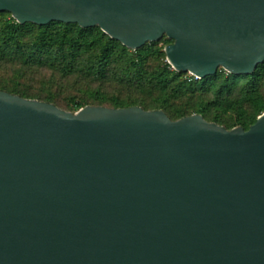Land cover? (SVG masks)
<instances>
[{
	"label": "water",
	"instance_id": "obj_1",
	"mask_svg": "<svg viewBox=\"0 0 264 264\" xmlns=\"http://www.w3.org/2000/svg\"><path fill=\"white\" fill-rule=\"evenodd\" d=\"M20 25L100 28L177 72L251 75L264 0H0ZM0 264H264V114L245 131L0 91Z\"/></svg>",
	"mask_w": 264,
	"mask_h": 264
},
{
	"label": "rangeland",
	"instance_id": "obj_2",
	"mask_svg": "<svg viewBox=\"0 0 264 264\" xmlns=\"http://www.w3.org/2000/svg\"><path fill=\"white\" fill-rule=\"evenodd\" d=\"M11 18L10 13H0V30L4 22ZM37 31L36 27L25 30L18 37L19 45H28ZM98 34L80 35L74 28L67 30L63 40L60 39L62 34H57L55 41L62 40L66 47L73 39L81 37V50L68 69H62L64 63L58 56L41 64L28 61L25 55H6L0 51V89L28 100L52 104L70 113L78 112L77 105L80 110L86 107L114 109L115 103L119 102L124 107L134 105L147 111H162L172 120L183 114L189 117L199 115L205 121L227 130L246 128L262 114L264 70L258 86L262 105H253L245 100L247 80L241 77L243 75H235L238 79L232 80L228 77L231 74L219 69L215 80L198 86L197 82L203 79L175 71L165 53L173 41L166 36L140 48L147 50L144 62L138 64L133 63L135 51L130 49L127 53L113 49L103 62L106 38ZM165 64L170 66L169 71L179 73L181 77L164 75ZM99 65L102 66V73L98 72Z\"/></svg>",
	"mask_w": 264,
	"mask_h": 264
},
{
	"label": "trees",
	"instance_id": "obj_3",
	"mask_svg": "<svg viewBox=\"0 0 264 264\" xmlns=\"http://www.w3.org/2000/svg\"><path fill=\"white\" fill-rule=\"evenodd\" d=\"M37 28V33L33 36L30 43L28 45H25L24 47H21L18 42V37L22 36L23 32L27 30L28 28ZM76 29L80 35H86L91 34L92 32H98L100 37L106 38V44L104 48V53L102 54V61L105 62L109 56L111 55L113 49H119V51L127 53L128 49L124 47L120 42L111 39L110 37H107L104 33L100 31V28H89V29H82L78 25H67L62 23H50L45 26H38L34 24H25L20 25L18 24L13 18L6 20L0 30V51L6 55H25L26 59L32 63H47L50 60H52V57H60L62 60L63 68L62 69H68L70 66L73 65L75 62V57L77 56V53L79 50H81V37H78L76 39H73L68 47H66V44L62 42L64 39L65 33L67 30L70 29ZM62 34L60 41H55L58 39L57 34ZM52 48H55L53 50ZM28 52H25L28 50ZM147 49H140L138 51L133 52V63L142 64L145 59V51ZM102 66L99 65L98 72L102 73ZM165 71L163 72L164 75L168 74V76H172L174 78L181 77V74L176 72L169 71L170 66L168 64H165ZM264 70V63L259 65L257 70L251 74V75H243L241 77L246 78V85H245V100L253 105L261 104L262 101L259 97L258 93V86L262 78V71ZM141 76H143L141 74ZM229 79L236 80L238 79V76L232 75L228 76ZM217 78V74L215 76L207 77L200 82H197V85H203L204 82L208 80H215ZM2 91V89H0ZM14 94V93H13ZM22 98V97H21ZM25 99V98H24ZM131 107H124L119 102L115 103L114 109H125V108H132ZM80 107L76 106V111H79ZM144 111L145 108L143 109ZM261 113L260 115L264 114V106L261 107ZM150 112V111H148ZM197 114H201V112H197ZM167 115V113H166ZM259 115V117H260ZM169 117V115H168ZM189 117V115H182L181 117L177 118L176 120H172L171 117H169L172 121H178L183 118ZM257 121V118L253 121H251L250 125L246 128L243 127L245 131L249 130L250 127H252Z\"/></svg>",
	"mask_w": 264,
	"mask_h": 264
}]
</instances>
